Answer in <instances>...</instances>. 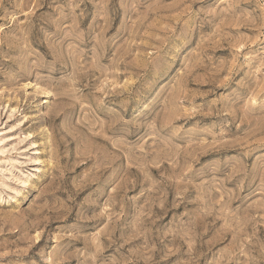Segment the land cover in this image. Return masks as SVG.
Returning a JSON list of instances; mask_svg holds the SVG:
<instances>
[{"label":"rangeland","instance_id":"rangeland-1","mask_svg":"<svg viewBox=\"0 0 264 264\" xmlns=\"http://www.w3.org/2000/svg\"><path fill=\"white\" fill-rule=\"evenodd\" d=\"M0 264H264V0H0Z\"/></svg>","mask_w":264,"mask_h":264}]
</instances>
